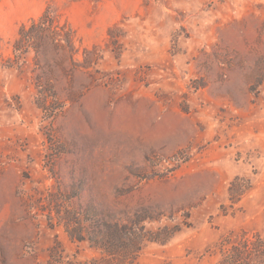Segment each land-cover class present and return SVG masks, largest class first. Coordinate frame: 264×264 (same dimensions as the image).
I'll list each match as a JSON object with an SVG mask.
<instances>
[{"label": "rangeland", "instance_id": "rangeland-1", "mask_svg": "<svg viewBox=\"0 0 264 264\" xmlns=\"http://www.w3.org/2000/svg\"><path fill=\"white\" fill-rule=\"evenodd\" d=\"M0 264H264V0H0Z\"/></svg>", "mask_w": 264, "mask_h": 264}, {"label": "trees", "instance_id": "trees-1", "mask_svg": "<svg viewBox=\"0 0 264 264\" xmlns=\"http://www.w3.org/2000/svg\"><path fill=\"white\" fill-rule=\"evenodd\" d=\"M20 35H21V33H20ZM29 38V37H28ZM16 43H17V41H16Z\"/></svg>", "mask_w": 264, "mask_h": 264}]
</instances>
